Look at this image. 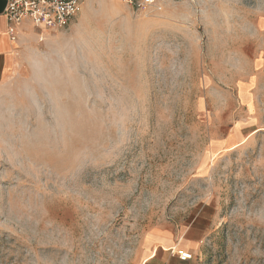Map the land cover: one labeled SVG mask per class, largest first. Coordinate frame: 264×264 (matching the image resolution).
I'll return each mask as SVG.
<instances>
[{"label":"rangeland","instance_id":"374dc122","mask_svg":"<svg viewBox=\"0 0 264 264\" xmlns=\"http://www.w3.org/2000/svg\"><path fill=\"white\" fill-rule=\"evenodd\" d=\"M84 19L0 91V264H143L157 229L264 264V0Z\"/></svg>","mask_w":264,"mask_h":264},{"label":"crops","instance_id":"0c3cea01","mask_svg":"<svg viewBox=\"0 0 264 264\" xmlns=\"http://www.w3.org/2000/svg\"><path fill=\"white\" fill-rule=\"evenodd\" d=\"M95 2L96 0H83L81 12L69 28L63 31H74L81 23L83 24L88 9ZM175 4L177 3L167 2L165 8L168 9ZM6 7L7 0H0V91L20 70L24 49L27 46H35L42 40L43 34H49L51 37V34L55 32L39 29L31 21H23L15 26V34L12 37L9 34V24L5 17ZM185 236V232L176 234L173 229L152 231L144 239L143 248L148 256L143 264H198L193 260L181 261L179 257V252L191 253L194 250L192 243L184 241Z\"/></svg>","mask_w":264,"mask_h":264},{"label":"built area","instance_id":"2783aa9c","mask_svg":"<svg viewBox=\"0 0 264 264\" xmlns=\"http://www.w3.org/2000/svg\"><path fill=\"white\" fill-rule=\"evenodd\" d=\"M137 12L157 11L164 1L180 0H121ZM83 0H7L5 17L9 34L13 37L15 26L31 21L37 28L61 31L69 28L82 9ZM181 261L192 260L193 255L179 252Z\"/></svg>","mask_w":264,"mask_h":264}]
</instances>
